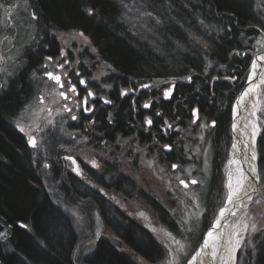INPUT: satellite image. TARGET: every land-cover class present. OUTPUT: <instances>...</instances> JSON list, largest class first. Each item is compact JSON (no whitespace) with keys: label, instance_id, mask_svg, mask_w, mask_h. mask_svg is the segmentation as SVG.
I'll use <instances>...</instances> for the list:
<instances>
[{"label":"trees","instance_id":"obj_1","mask_svg":"<svg viewBox=\"0 0 264 264\" xmlns=\"http://www.w3.org/2000/svg\"><path fill=\"white\" fill-rule=\"evenodd\" d=\"M124 1L135 0L29 2L35 17L34 41L25 54L23 69L0 87V264H76L74 252L80 237L73 215L44 183L46 177L57 172L65 182L80 183L97 195L74 173H61L63 153L59 150L55 157L50 156L52 167L43 176L34 150L25 145L23 134L11 124L33 94L34 76L41 61L61 47L57 35L84 33L96 57L114 71L105 80L121 85L128 80H179L172 100L156 104L152 130L143 128L136 140L147 145L149 133L160 132L157 143L170 144L175 152L170 163L180 162L183 133L200 136L198 128L204 121L210 125L205 132L210 178L219 176L230 148L233 104L249 76L254 53L260 48L264 0H137L144 5L146 14L151 13L147 14L150 21L145 23L146 32L124 19ZM87 8L95 9L94 18L84 14ZM39 37L42 40L38 45ZM189 75L191 82L186 79ZM195 108L200 109V119L193 123ZM133 114L125 98L116 115V127H122L127 120L133 124ZM213 120L215 127H211ZM175 122L178 134L172 138L170 128ZM259 166L264 177V133L259 139ZM88 180L95 181L94 174ZM87 197L88 193L78 192L72 201L80 203ZM111 206L112 214L102 210L99 213L119 244L145 262L163 259L165 250L151 234ZM159 210L163 214L160 207ZM113 217L124 219V227L113 222ZM82 263L139 264L106 239H99ZM251 264H264V235L258 238Z\"/></svg>","mask_w":264,"mask_h":264},{"label":"rangeland","instance_id":"obj_2","mask_svg":"<svg viewBox=\"0 0 264 264\" xmlns=\"http://www.w3.org/2000/svg\"><path fill=\"white\" fill-rule=\"evenodd\" d=\"M29 2L30 0H0V87L23 69L25 54L34 41L36 33L34 16L29 10ZM123 6L124 19L146 32V22L150 21V17L146 14L144 5L135 0L124 1ZM259 32L262 40L260 48L254 53L249 74L256 55L264 51V26ZM80 33L76 31L57 35L60 48L69 58L75 60L77 66L81 64L89 75L93 74L90 79L95 83L113 74L114 71L107 69L106 64L96 57L89 39L85 40L86 36H81ZM41 40V37L37 39L38 45ZM37 72L38 74L34 76L33 94L20 114L14 118V124L22 127L27 141L31 140V134L36 135L37 142L33 150L37 156L36 160L40 161L42 175H48L52 167L50 156L55 157L56 151L60 148L67 150L68 155L81 160L85 170L88 167L95 170L96 180L85 179V185L92 187L97 195L87 191L80 183L65 182L57 172L44 180L50 187L49 190L63 200L61 206L71 211L73 215L75 228L80 237L74 252L76 264H83V259L95 250L99 239L112 242L116 249L128 254L139 264H188L229 196L233 172L231 164L233 112L229 127L230 148L220 165L218 178L211 180V165L207 157L210 152L205 138V132L210 128L209 124L202 121L198 128L202 134L196 138L192 137L189 131L183 133L179 150L183 157L180 162H167L163 145H157L154 139L147 145L141 144L133 132L126 140L116 141L113 147L100 149L101 146H96L94 142L87 143L80 131L65 129V126L75 125L77 120L73 121L70 115L66 116L65 101L59 95L61 92L59 87L44 77L42 68L39 67ZM247 80L248 78L246 82ZM174 81L179 82L170 78L156 81L155 86L162 85L165 90ZM258 100L256 117L260 130L256 148L259 159V139L264 133V82L260 85ZM172 151L174 152L173 147ZM93 160L99 167L92 166ZM45 164L49 167L45 168ZM173 164L178 167L172 168ZM69 166L72 168L70 162ZM70 167L68 170H71ZM181 179L185 181L187 187L179 183ZM192 180L197 183H191ZM78 192L88 193L89 197L80 203L72 201ZM72 202L75 204L73 207L69 206ZM109 203L151 234L165 250L166 255L163 259L156 263L145 262L119 244L99 213L102 210L109 215L112 214L113 207ZM159 207L163 214L167 215L166 218ZM112 221L119 227L125 225L124 219L120 217L118 220L113 217ZM237 232L239 250L236 264H251L258 238L264 235V182L260 183L259 194L250 204Z\"/></svg>","mask_w":264,"mask_h":264},{"label":"flooded vegetation","instance_id":"obj_3","mask_svg":"<svg viewBox=\"0 0 264 264\" xmlns=\"http://www.w3.org/2000/svg\"><path fill=\"white\" fill-rule=\"evenodd\" d=\"M65 53L66 56L61 55V53ZM53 57V61L49 63L46 58H44L39 67L42 68L43 72L45 71L43 65L46 63H49L48 68L46 69L49 72H53L54 74H58L62 78V82L64 83V87L61 88L59 84H57L54 80L49 79L52 83H55L61 91L67 92V89L69 87L67 80L70 79L72 83L76 84L77 89L80 93V96H77L76 93L68 92V95L70 99L65 100L63 97H61L64 101V107H71L74 108V112L72 115H76L78 117L77 123L75 125H70V126H65L66 130L67 129H72V130H77L80 131L82 135L87 137V143L89 142H94L96 146L100 147V149L107 147L111 148L113 145L116 143L118 140H126V138L131 136V132L138 138L140 136V133L142 132V129H149L152 130L153 125H154V116H153V110L156 107L157 103L162 102L163 100L165 101H171L172 97L175 93L176 85L177 82H173L175 84V89L172 93V97L170 99H165L164 98V89L162 88V85L159 87H156V83L153 81L149 82H143L141 80L139 81H130L128 80L125 85L121 84H116L114 82H111L113 80H105L102 78L98 82L92 81L90 78L93 75H89L82 67V65H76L75 60L69 58L67 56V53L63 51L61 48H58L57 51L51 55ZM59 57V59H57ZM67 59L70 63L68 65H65L64 68H59L56 65L62 62L64 59ZM93 70V68H92ZM67 71L68 76L65 77L64 73ZM76 73H80V76L78 77ZM83 78L88 81L87 87L91 89L92 92L96 93L95 98H89V105H95V111L94 112H84L80 108L76 107V104L78 101L81 100L83 96H85L86 90L85 86L79 84V79ZM174 79V78H172ZM156 80V79H155ZM170 80V79H169ZM110 81V82H109ZM158 81H161L158 80ZM149 84L151 87L149 88H139L138 86L141 84ZM159 83V82H158ZM171 83L169 87L173 84ZM161 84V83H160ZM105 85H111V87H105ZM131 88H136L137 90L134 93H130L129 96H121L120 91L122 89H131ZM103 99H108L111 100V104H105L103 103ZM128 99V104L129 107L132 108L133 111V124H130V121L127 120L125 124L117 128L115 121H116V115L118 114V111L120 109V106L122 104V101L124 99ZM146 102H151V107L150 108H143L142 105ZM176 114V111H174ZM66 116L68 117L69 114L66 112ZM150 117L153 121L152 125L149 126L145 123V119ZM95 121V123H92L91 121ZM126 120V119H125ZM129 121V122H128ZM15 122L12 121L11 124L15 126V129H17L23 136L25 135V132L23 131L22 127L20 125L14 124ZM89 124V125H88ZM109 125V126H108ZM177 128L178 124L177 122L174 123V127L170 128L171 131V137L176 138L177 137ZM150 137L149 140H155L157 145H163L162 143H157V139L160 136L161 133H149ZM31 140L34 139L35 142H37V138L35 134H31ZM135 137V138H136ZM25 139V136H24ZM25 145L33 150L35 147H33L27 139H25ZM165 145H170V144H164ZM172 146V145H171ZM172 148V147H171ZM165 149V148H164ZM61 153H63V162L61 163L62 165L59 166L61 168V173L62 172H67L70 171L77 175L78 177L82 178L84 181L85 179L88 180V176L95 174V170L92 169L91 167H88L86 170L85 168L81 165L82 163L80 162L81 160H78L75 158L76 163L73 164L72 161L65 159L66 156H69L68 151L63 149H59ZM166 152V151H165ZM175 153V152H174ZM173 151L169 150L166 152V157H167V162H173ZM175 157V156H174ZM69 162L72 164V168L69 166ZM71 168V170H68V168ZM79 168L80 174H83L80 176V174H77V171L74 169ZM104 167V166H101ZM67 168V169H66ZM104 172V171H103ZM97 174V173H96Z\"/></svg>","mask_w":264,"mask_h":264},{"label":"bare ground","instance_id":"obj_4","mask_svg":"<svg viewBox=\"0 0 264 264\" xmlns=\"http://www.w3.org/2000/svg\"><path fill=\"white\" fill-rule=\"evenodd\" d=\"M264 55L252 69L249 83L233 111L231 189L223 212L219 213L199 248L189 260L191 264H236L239 250L237 228L246 217L250 204L254 162L258 159L256 143L259 124L256 109L264 76ZM264 82V81H263ZM247 91V94L245 92ZM255 156V159L252 157ZM229 197L231 199H229ZM211 232V235L208 233Z\"/></svg>","mask_w":264,"mask_h":264},{"label":"snow or ice","instance_id":"obj_5","mask_svg":"<svg viewBox=\"0 0 264 264\" xmlns=\"http://www.w3.org/2000/svg\"><path fill=\"white\" fill-rule=\"evenodd\" d=\"M84 14H85L86 16L90 17V18H94V17L96 16V12H95V9H94V8H87V9H85V10H84ZM147 14H148V15H151V13H147ZM34 18H35V17H34ZM201 23H202V22H201ZM80 35H81V36H84V33H80ZM85 40H87V37H85ZM93 51H95V49H93ZM237 54H239V53H237ZM61 55L66 56V54L63 53V52L61 53ZM57 59H59V57H57ZM262 59H264V57H262ZM46 60H47L49 63H51V62L53 61V57H52V56H48V57H46ZM49 63H46L45 65H43V67H44V69H45V71H44V75H45L46 77H48L49 79L54 80L57 84L60 85L61 88H63V87H64V83L62 82V78H61V76L58 75V74H54L53 72H49V71L46 70V69L48 68V66H49ZM69 63H70V62L65 58L62 62H60V63L57 64L56 66L59 67V68H64L65 65H68ZM256 66H257V65H256V61L254 60V61H253V68H255ZM76 75L79 77V76H80V73H76ZM64 76H65V77L68 76L67 71L64 73ZM186 79H187L189 82H191V80H192L191 75H189L188 77H186ZM67 83H68V85H69V87H68V89H67V92H65V91H61V92L59 93V95H60L61 97H63L65 100L70 99V97H69V95H68V92L76 93L77 96H80V93H79V91H78V89H77L76 84L72 83V81H71L70 79L67 80ZM79 84L85 86V90H86V93H87V94H86L85 96H83V97L81 98L80 101L77 102L76 107L80 108V109H81L82 111H84V112H94V111H95V105H94V104H93V105H89V98H95L97 94L94 93V92H92L91 89L87 87V85H88V81H87V80H85V79H83V78H80V79H79ZM105 87H111V85H105ZM138 87H139V88H149V87H151V85L141 83ZM174 89H175V84H174V83H173L170 87L166 88L165 91H164V93H163L164 98H165V99H170V98L172 97V93H173ZM136 90H137L136 88L122 89V90L120 91V95H121V96H129L130 93H134ZM245 94H247V91L245 92ZM102 100H103V103H105V104H111V103H112V101H111V100H108V99H103V98H102ZM142 107H143V108H150V107H151V102H146V103H144V104L142 105ZM74 110H75L74 108H71V107H67V106H65V111L70 115V118H71V120H73V121H75V120L78 119V117H77L76 115H72V113L74 112ZM192 111H193V114H194L195 117H196V119L193 121V123H196V122L200 119V116H199V111H200V109L196 108V109H193ZM156 115H160V114H159V113H156ZM91 122H92V123H95L94 120L91 121ZM145 123H146L147 125L151 126L152 123H153V121H152V119H151L150 117H148V118L145 119ZM208 126H209V125H205V127H208ZM215 126H216V121H215V120L211 121V127H215ZM167 127H171V125H167ZM83 139H84L85 141H87L88 138H87V137H84ZM29 143H30L33 147L36 146V142H35L34 139L30 140ZM164 147H165L166 149H168V150H171V147H172V146H171V145H165ZM252 158L255 159V156H253ZM65 159L72 161L73 164L76 163L75 158H74L73 156H71V155L66 156ZM91 163H92V166H93V167H99V165L96 163L95 160L91 161ZM44 167L47 168V167H49V165H48V164H45ZM171 167L175 169V168L178 167V165L173 164ZM74 170L77 171V174H78V175L80 174V172H79V168H78V167H77L76 169H74ZM249 178H250V180H252L254 183H261V182H264V177H262V176L260 175V173L256 172L255 169H253V174L250 175ZM179 183L182 184V185H184L185 187L188 186V185L185 183V181H184L183 179L179 180ZM192 183L195 184V183H197V182H196L195 180H193ZM101 191H103V189H101ZM253 191H256V189L253 188ZM245 195L247 196V198H248L249 200L252 199V197L249 196L247 193H245ZM229 199H231V198L229 197ZM258 202H259V201H257V203H258ZM222 212H223V209H221V213H222ZM21 227H23V228H27V225H21ZM253 228H254V230H255V225H253ZM257 231H259V230H257ZM211 234H212L211 232L208 233V235H211ZM251 254H252V253H250V255H251ZM188 264H191V261H188Z\"/></svg>","mask_w":264,"mask_h":264},{"label":"water","instance_id":"obj_6","mask_svg":"<svg viewBox=\"0 0 264 264\" xmlns=\"http://www.w3.org/2000/svg\"><path fill=\"white\" fill-rule=\"evenodd\" d=\"M262 55H264V51L259 52V53L256 55V57H255L254 60H255L256 62H258V61H259V58H260ZM252 69H253V66H252ZM252 69H251V72H252ZM251 72H250V74H249V76H248V80H247V82H246L244 88L242 89L241 93L238 95V97H237V99H236V101H235L234 108H235V106H236V104H237V102H238V99L241 97V95L243 94L244 90L246 89V87H247V85H248V83H249V79H250ZM263 81H264V76H263ZM263 81H260L259 83H261V82H263ZM259 91H260V89H259ZM258 95H259V93H258ZM234 108H233V111H234ZM195 109H196V108H195ZM194 116H195V115H194ZM195 119H196V117H195ZM256 150H257V148H256ZM164 151L168 152L169 150L165 148ZM257 155H258V154H257ZM253 164H254L253 167H254V169L256 170V172L260 173L259 159H257ZM192 181H193V180H192ZM192 181H191V183H192ZM259 186H260V183H254V182L252 181V189H251V197H252V199L249 201V204H251L252 201L254 200V198L259 194ZM253 188H255L256 191H253ZM225 206H226V205H225ZM225 206H224V207H225ZM224 207H223V208H224ZM223 208H222V209H223ZM219 213H220V212H219ZM219 213H218V215H219ZM218 215H217V216H218ZM216 219H217V217H216Z\"/></svg>","mask_w":264,"mask_h":264}]
</instances>
